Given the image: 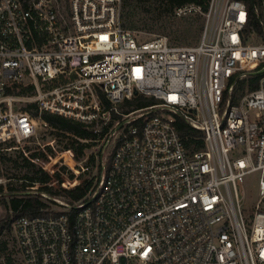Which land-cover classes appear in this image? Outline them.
Returning <instances> with one entry per match:
<instances>
[{
    "label": "built area",
    "instance_id": "obj_1",
    "mask_svg": "<svg viewBox=\"0 0 264 264\" xmlns=\"http://www.w3.org/2000/svg\"><path fill=\"white\" fill-rule=\"evenodd\" d=\"M121 1L0 0V144L38 160L21 102L107 127L101 173L80 199L14 219L25 264H264V0L175 8L202 15L184 45L140 39ZM136 94L154 102L118 107ZM182 122L200 133L190 144Z\"/></svg>",
    "mask_w": 264,
    "mask_h": 264
},
{
    "label": "trees",
    "instance_id": "obj_2",
    "mask_svg": "<svg viewBox=\"0 0 264 264\" xmlns=\"http://www.w3.org/2000/svg\"><path fill=\"white\" fill-rule=\"evenodd\" d=\"M206 2L207 0H136L135 4H137L141 14L147 15L146 17H143V19H140L144 23V28L159 23L162 19V13L169 14L167 15L168 18H171V21L169 20L167 22V26L171 27L168 32L170 37L169 41L171 44L184 45L189 43L190 39L197 42L202 30L203 21L197 17H190L189 19L182 18L178 16L173 9L189 3H196L204 10L206 8ZM123 8L125 11L127 8V1L124 2ZM31 88V86L24 88L21 87L18 92L23 93ZM104 102H106L108 106L110 105L107 101L104 100ZM153 102L154 99L151 97L136 94L131 100L119 103L118 107L122 111L127 112L133 108L146 106ZM23 110H26L32 116L46 122L52 129V134L57 137L58 144H60L58 146H60L61 149H72L78 159H81L85 149L91 145V143H89L90 140H96L97 138L102 137L107 128L102 127L99 132H95L92 126H88L78 120L45 110L39 113L37 105L34 102L26 104L23 107ZM112 117H115L114 112ZM181 134L183 136L187 135L186 142L189 144L191 143L193 136H200L199 132L183 122L181 126ZM12 145V143L0 144V166L3 165L7 167V165L12 164L16 169H25V173L17 175L20 176L17 177L16 174L7 175V173H2L0 170V177L6 179L5 182H0V203L6 209V214L0 217V260L4 259L1 264H12L10 256L4 254L6 244L5 240L2 238L12 230L14 231V218L21 215L31 216L48 214L50 211L54 212L41 198L43 197V195H41L43 190L48 188L44 183L49 181V174L41 167L37 166L36 163L32 161L31 158L27 157L21 149H8L9 147H12ZM38 154H40V152L33 153L32 156H37ZM69 155V152H66L63 155L67 160V164L72 162L73 164L77 163ZM90 158H92V156ZM56 162L57 160H52L49 163H43L46 169L51 170L49 166H52ZM11 178H17V180H20L19 189L14 186ZM36 183L42 185L38 187L39 191L35 194H29L30 191H28V187L33 186ZM90 186L91 180H85L84 183L77 184L68 190L50 191V194L55 198L61 197L66 202H72L80 199ZM16 189L19 191L14 192Z\"/></svg>",
    "mask_w": 264,
    "mask_h": 264
},
{
    "label": "rangeland",
    "instance_id": "obj_3",
    "mask_svg": "<svg viewBox=\"0 0 264 264\" xmlns=\"http://www.w3.org/2000/svg\"><path fill=\"white\" fill-rule=\"evenodd\" d=\"M126 1H127V8L124 11L123 7H124V2ZM135 1L136 0L121 1L120 14H121V22L123 26L134 31L140 39H149L156 35H165L170 40L168 32L171 29V27L167 26V22L169 20L171 21V18L167 17V15L169 14L162 13V19L160 20L159 23L151 25L148 28H144V23L140 19H143V17H146L147 15L141 14L140 9L138 8L137 4H135ZM173 11L175 12V9H173ZM178 16L182 18L184 17L186 19H189L190 17L192 18L197 17L200 20H202V15L198 11L180 14ZM195 42L196 41L190 39V42L187 44H194ZM28 92H30V90H28ZM26 104L28 103L21 102L20 105L24 107ZM34 119L38 127L37 128L38 133L34 140H39L40 145L36 143H29L26 145L27 147L25 149H31V150L34 149V151L37 149L39 150L37 152V153L40 152V154L37 155L38 160L34 162L36 163L37 166L41 167L49 174L50 176L49 181H52L51 182L52 185L48 183L45 184L47 185L48 188L46 190H43V192L41 193L43 197L41 198L50 206V209L58 210L60 209V206L55 202H53L52 199H54L55 197H53L50 194V191H61V189H65V187H68L70 185L75 186L77 184L84 183L85 180H91V185L95 184L97 178L99 177V174L101 173L100 150L102 145V138L100 137L97 138L96 140H90L89 143H91V145L87 149H85L81 159L76 158L74 152L72 151L73 153H71V155L69 156L79 164L77 163L73 164V162L67 164V160L63 157V155L68 151V149H61L60 146H58L60 144H58L57 137L54 134H52L51 132L52 129L48 126V124L47 126H45L43 124V120L37 117H34ZM43 149L46 152H44ZM108 153L109 150H105L104 155L106 156ZM91 156L92 158H90ZM52 160H57V162L52 166H49L51 170L49 169L48 171L44 168L43 162L49 163ZM76 168L81 172L77 177L75 172H78V170ZM0 170L2 173H7V175L16 174L17 176V175H22V173H25V169H16L14 166H12V164L7 165V167L1 165ZM5 181H6L5 178L0 177V182H5ZM11 181L14 183V186L17 189H19L20 180H17V178H11ZM64 182H67V184H63ZM53 183L55 186L53 185ZM63 185L66 186L64 187ZM40 186L42 185L39 183H36L33 186H29L28 187V191H30L29 194H35L37 191H39L38 187ZM244 188L246 191L245 208L246 210H251L254 205V201L257 198V193H258L257 172H251L245 176ZM17 189L14 192H18L19 190ZM56 198L66 202L61 197H56ZM5 214H6V209L0 203V217L4 216ZM2 239L5 240V244H6L4 254L10 256L11 263L25 264L22 255L20 253V250L18 248L14 231L12 230ZM2 261H4V259L0 260V264L2 263Z\"/></svg>",
    "mask_w": 264,
    "mask_h": 264
}]
</instances>
